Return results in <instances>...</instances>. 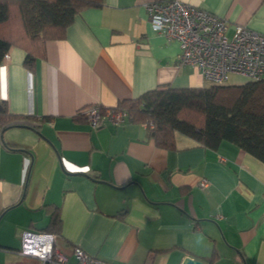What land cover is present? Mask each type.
<instances>
[{
    "label": "crops",
    "instance_id": "obj_1",
    "mask_svg": "<svg viewBox=\"0 0 264 264\" xmlns=\"http://www.w3.org/2000/svg\"><path fill=\"white\" fill-rule=\"evenodd\" d=\"M98 1L44 41L32 69L15 45L0 63V99L19 115L0 128V264H41L19 252L21 233L47 231L52 211L67 264L75 247L116 264H181L187 255L208 264L213 252L211 264H264V162L180 131L165 149L126 116L91 125V108L210 83L178 62L177 40L152 29L151 0ZM182 1L225 18L230 31L264 33V0Z\"/></svg>",
    "mask_w": 264,
    "mask_h": 264
},
{
    "label": "trees",
    "instance_id": "obj_2",
    "mask_svg": "<svg viewBox=\"0 0 264 264\" xmlns=\"http://www.w3.org/2000/svg\"><path fill=\"white\" fill-rule=\"evenodd\" d=\"M98 0H0V63L10 46L26 52L24 65L32 69L43 54L44 41L64 36L82 9ZM103 112L104 107L98 106ZM113 110L146 124L148 135L165 149L174 147L180 131L205 147L216 149L226 140L264 162V74L239 83H209L197 87L157 86L134 98L119 100ZM19 115L0 99V128L16 125ZM45 229L58 230L57 211ZM215 252L208 258L211 264Z\"/></svg>",
    "mask_w": 264,
    "mask_h": 264
},
{
    "label": "built area",
    "instance_id": "obj_3",
    "mask_svg": "<svg viewBox=\"0 0 264 264\" xmlns=\"http://www.w3.org/2000/svg\"><path fill=\"white\" fill-rule=\"evenodd\" d=\"M148 21L153 30L179 42L177 60L197 68L210 83L230 82L234 75L258 79L264 74V33L228 22L199 6L182 0H151L146 3ZM125 112L98 107L89 110V121L97 126L103 117L117 124ZM223 159V157H220ZM207 181L202 179L200 186ZM55 235L40 230H23L19 252L35 257L41 264H67L64 254L55 249ZM75 264H116L73 249Z\"/></svg>",
    "mask_w": 264,
    "mask_h": 264
},
{
    "label": "water",
    "instance_id": "obj_4",
    "mask_svg": "<svg viewBox=\"0 0 264 264\" xmlns=\"http://www.w3.org/2000/svg\"><path fill=\"white\" fill-rule=\"evenodd\" d=\"M181 264H205V262L201 259L187 255L183 258Z\"/></svg>",
    "mask_w": 264,
    "mask_h": 264
},
{
    "label": "rangeland",
    "instance_id": "obj_5",
    "mask_svg": "<svg viewBox=\"0 0 264 264\" xmlns=\"http://www.w3.org/2000/svg\"><path fill=\"white\" fill-rule=\"evenodd\" d=\"M231 80H233L232 82L233 83H239L240 81H244L246 80V78H244L243 76H240V75H234ZM230 80V81H231Z\"/></svg>",
    "mask_w": 264,
    "mask_h": 264
}]
</instances>
